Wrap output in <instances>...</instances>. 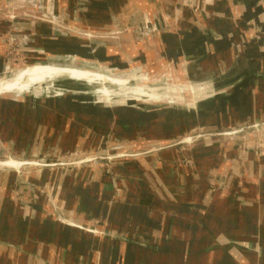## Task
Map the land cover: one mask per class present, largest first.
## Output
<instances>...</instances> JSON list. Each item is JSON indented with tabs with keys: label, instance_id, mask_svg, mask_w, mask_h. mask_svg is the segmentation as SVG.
<instances>
[{
	"label": "crops",
	"instance_id": "1",
	"mask_svg": "<svg viewBox=\"0 0 264 264\" xmlns=\"http://www.w3.org/2000/svg\"><path fill=\"white\" fill-rule=\"evenodd\" d=\"M157 1L160 5L143 0H89L85 14L89 17L82 18L80 24L68 22L71 26L98 27L103 31L132 29L131 26L137 27L146 21L157 25L159 9L166 6L165 0ZM184 1L181 20L172 18L175 13L171 8L170 30L161 35L154 33L147 45L133 42L139 38L132 36L127 38L129 42L125 39L127 44L99 46L89 41L86 47L71 33L69 37L57 38L53 33L55 26L35 20L37 23L31 26L34 31L25 32L27 37L32 34L34 38H30L35 41L24 44L29 48L22 55L34 56L44 49L43 59L49 64L24 69L7 80L11 86L0 88V95L10 92L28 95L0 98V110L15 106L33 120L25 126L32 124L39 132L46 131L44 136L49 133L45 124L48 117L73 129L81 120L77 111L89 112L94 115V122L90 121L93 124L104 120L110 126L116 121L122 131L118 136L128 144L135 141L131 126L147 127L158 119L165 120L160 129L170 130L166 134H172V124L178 122L173 115L182 111L185 115L179 127L185 126L187 131L249 129L246 145L213 138L207 145L195 149L194 171L189 170L192 165H179L184 163L185 152L178 155L179 150H168L123 159L119 162L117 181L83 168L64 173L50 169L37 173L38 177L35 174L33 178L60 187L58 198L35 194L24 175L0 171V264H14L17 260L21 264H264V254H237L232 247H220L200 255L201 249L229 236L256 241L264 248V0H192L198 8L203 5L207 9L205 20H198L197 16L190 20V0ZM27 6L33 11L37 9L34 5ZM22 19L29 21L30 14ZM130 51L132 54H127ZM83 56L86 67L76 66L75 61ZM173 62L184 79L192 78L193 84L203 85L195 87L197 92L215 89L220 95L213 101L203 99L191 108L174 111L158 94L137 107L128 103L143 102V98H125L120 105H105L110 100L106 86L95 93L47 94L42 98L40 94L36 96L35 88L31 91L39 82L59 79L49 76L51 70H87L128 86L142 81V68L152 78L167 71ZM1 64L6 62L2 60ZM113 67L119 75L111 72ZM69 80L90 86L107 83ZM148 88L155 92L156 88ZM152 108L165 117L150 112ZM193 109L199 111L195 113ZM209 117L215 118L213 123L201 122ZM91 125L82 132L84 138L71 133L59 136L68 143L74 138L75 146L69 144L62 151L74 149L81 140L93 136ZM121 153H127V149ZM113 157V160L121 158ZM16 162L15 168L25 165ZM167 162L171 166L169 170ZM15 180L23 182V185L19 183L21 192L16 194L11 189ZM50 200L63 208L70 221L83 223L86 232L59 221ZM141 243L156 245L159 250L149 251ZM51 249L58 250L59 255L50 256Z\"/></svg>",
	"mask_w": 264,
	"mask_h": 264
},
{
	"label": "rangeland",
	"instance_id": "2",
	"mask_svg": "<svg viewBox=\"0 0 264 264\" xmlns=\"http://www.w3.org/2000/svg\"><path fill=\"white\" fill-rule=\"evenodd\" d=\"M96 1L98 2V0ZM193 1L190 0V6L188 7L190 9H188L189 12L191 13L189 19L192 20L191 18H196V16H198V20H203V18L205 20L206 10H204L203 5L201 8H198V4H194ZM165 2L166 6L164 8L159 9L160 12L158 16L159 19L157 20V25L146 21L141 23L140 26H131L132 29L128 27V29L126 30L118 29L103 31L101 30L102 28L98 29V27L87 28L84 25L81 27H79V25L77 27L75 25L70 26V23L68 22L72 20L73 23L79 22L80 24L82 18L84 19L86 18V16L89 17L88 15L85 16V14L88 12L89 0H0V61L4 60L6 62V64L0 65V81L6 79L10 80L17 74H19V72H21L22 70L31 68L35 65L49 64L48 60L44 61L45 59H43L44 49H40L43 53H41V51L39 50L40 52L34 56L25 57L22 55V53L29 48H25L24 44H27V42H29L30 40L31 43L35 41L30 38H34V36H31L32 34H29V37H27L26 31H34V28L31 27L32 23L36 24L37 22H39L35 19L37 21L36 22L31 17L30 18L32 20H23V16L27 14L31 15V13L35 12L34 15L38 17L46 18L49 16L67 27L70 26L71 28L77 30V32L82 34L81 36L74 35L73 37L77 38V41H79V43L84 46H88L89 41H94V43H98L99 46L105 44L109 46L110 44L113 45L115 43L120 45L127 44L125 43L128 40L127 38H130L132 36H136L135 38H139L133 40V42L136 41L137 44L139 43L147 45L149 42V37L155 34L161 35L170 30L169 28H171V22H169L168 18H171V14L169 15V10L171 8L173 9L172 11L175 13L172 18L175 16V19L181 20V16L179 15H181L182 6L183 4L185 5L186 1L174 0L172 3L168 0H165ZM28 4L32 6L34 5V7H39L41 12H39L37 9H34L35 11H33V8L27 6ZM45 24L49 25L48 23ZM152 32H154L155 34ZM53 33L57 38L58 36L69 37V35H71L66 30H58L56 28L53 30ZM125 39L127 40L125 41ZM65 42H67L68 44V41ZM127 42H129V40ZM97 50L98 49H96V51ZM127 54L132 53L130 51ZM84 57L85 56L79 58L77 57L78 60H74L76 66L84 65L86 67L85 62L87 61ZM61 61H63L61 62L62 64L65 63L64 59ZM9 62L15 63L14 65H11V63L9 66L7 64ZM171 64L173 65L170 66L167 71L164 70L163 73L152 76V78H150L151 76L147 74L145 68H142V81L138 82V84L137 82H131L127 89L134 90V88L140 85H145L146 87L150 88H156L154 91L156 92V94H158V97L160 99L164 98V103L168 105L169 108L174 106L186 108V106H194L193 103L198 104V102H200L201 100L207 99L203 98L202 95H198L197 93L200 91L197 92V89H195V87H203V85L193 84V82L190 81L192 78L190 80L184 79L185 77L182 76L179 67L177 68V64L174 62ZM95 68L96 67H94V69ZM110 70L114 75H119L118 70L114 69V67ZM191 73L193 72H190V74ZM191 75L193 76V74ZM55 85H61L62 88H68V91H70L69 93L80 94H84L83 92L95 93L98 90L104 89V87L106 86V88L110 91L108 97V99L110 100L103 104L111 106L120 105L119 103L125 98L134 99L137 96L136 93H129L123 95V88H121L120 86L118 87V85L111 84V82L105 84L91 85L90 87L87 86V84L84 82H71L68 78H60L39 82L37 83V85L31 87V91H33V89L35 88L34 92H36V96L39 97L38 95L40 94L42 98L47 96V94H54L56 92L62 91L58 90ZM3 95H5V97H3ZM16 95H21L22 97L28 94L22 95L18 92H10L1 94L0 98H15ZM29 95L33 94L29 93ZM147 102L150 101H148L147 98H143V102H135L128 104L133 107H137L138 104L141 103L142 105H145ZM15 103L16 102H14V104ZM15 108L16 107L13 106L12 108H3L0 110V171L15 173L17 176L24 175V180L26 179L27 181H29V183H27L29 189L31 191L34 190L36 192L35 194L41 195L45 198H58L60 187L58 185H56L57 187H53L52 185L49 186L44 183L45 180L33 178L35 174L37 176V173L40 174L43 173V171H48L50 169H58L59 171L64 173V171H76L80 170V168H83L85 171L88 170L103 173L112 181H117V178L120 176L119 171L121 168L119 162H121L123 159H131L134 157H138V155L140 154L142 155L151 152L165 153V151L168 150H179L178 152L176 151L178 155H182V152H185V154L183 153L185 158L184 161H182L184 163L179 165H184L183 167H187V165H192L189 167V170L194 171L195 167L192 162L193 160H195V149H197V147L207 145L210 140H213V138L225 139L226 142L233 143L238 141L243 146H245L247 143L246 132L247 130H249L243 128H223L214 131L202 130L204 132L200 131L201 133H199V131H197L198 129L196 130V128V132H194L191 130L187 131V127L185 126L179 127V125L182 123V121L179 120L178 122H174V124H172V134L168 135L166 134V132H169L170 130L164 131L162 130V128L160 129L163 122L165 123V120L158 119L156 120L157 123H155V121L153 124L147 125V127L138 125L131 126L132 135L133 138L135 137V141L128 144L121 140V138L123 137L120 138L118 136L119 133H122V131L120 130V127L118 126V123L116 121H113L112 125L110 126H108L104 120L98 121L96 122V124H93L92 122L94 121L92 116L94 115H89V112L87 113L85 111L80 110L77 111L79 115L78 117L81 118V120L80 122L77 121L75 123L73 129H69L68 126H66L64 123L59 122L58 120H53V118L51 117L50 118L52 119V121H50L48 117L45 121V124L47 125L49 133L47 134L48 136H44V132L45 134L47 133L46 131L39 132L38 130L32 127V124L31 126H25L26 123H31L33 122V120L30 121L28 119V114H21L20 110H17ZM174 111L178 110L175 109ZM150 112L158 113L153 112V108ZM158 114H160L162 117H165L164 113V115L161 113ZM7 117L11 118L8 119ZM5 120H8L9 122L5 123ZM214 120L215 118L209 117L203 119L201 122L213 123ZM89 125H91L90 130L91 135H93L91 136L92 138H86V140L84 139L85 141L81 140L79 144H77V147L74 149H70L69 151L67 150L65 152L62 151V149H68V146L70 147L69 144L75 146V143L72 142L74 139L72 137L70 143H68V140H66V138H59V136H62L63 133L66 135H68V133H71V135L77 134L81 138H84L82 136V132L87 131L86 128ZM134 128L136 129L133 130ZM37 131L38 133L35 134V132ZM27 133H30V135L27 136ZM210 133L216 134L214 136H211L209 135ZM33 135L35 137H32ZM68 138L69 137H67V139ZM29 144L30 148H28ZM64 146L65 148H63ZM190 146L193 147L190 148ZM125 149H127V153H123V157L118 160L112 159L113 156L122 154L121 151L124 152ZM182 149H184L185 151H183ZM115 150H118L119 152L115 153ZM97 154L100 157L97 158ZM125 154H128V156L125 157ZM13 161H18L24 163L25 165L20 168H15L10 164L6 163H11ZM61 163H63V165H61ZM65 163H68V166L64 165ZM170 168L171 166L167 162V169L169 170ZM19 180L23 181L22 178H19ZM19 183L20 185H23V182L17 183V181L15 180L14 185L11 186V189L15 194L18 191L21 192V189L19 188ZM50 201L57 210L56 214L59 218V221L63 222L65 225L67 224L85 230L86 232L87 228H85L86 226L82 227L84 226L83 223L70 221V219H68L66 215H64L63 208L60 207L56 201ZM51 252L52 253L50 254V256L52 257H54L55 255H59V251L56 249H51ZM67 261L69 262V259ZM16 263L21 264V261L17 260V262H14V264Z\"/></svg>",
	"mask_w": 264,
	"mask_h": 264
},
{
	"label": "water",
	"instance_id": "3",
	"mask_svg": "<svg viewBox=\"0 0 264 264\" xmlns=\"http://www.w3.org/2000/svg\"><path fill=\"white\" fill-rule=\"evenodd\" d=\"M143 1H145L149 4H153V5H160L159 1H157V0H143ZM30 17H33L34 19H37L43 23H49L51 25H57L58 27H60L61 29H65L69 33H73V34L80 35V36L82 35L81 33L77 32V30L72 29L70 27H67L62 23H59V22H56V21H53V20H50L47 18H41V17H38L34 14L30 15ZM69 92L70 91H65V92L61 91V92H56L54 94L63 95V94H67ZM83 93H86V92H83ZM74 94H80V93H74ZM197 94L202 95V97H206L207 99L212 98V99H209L211 101L214 100L213 99L214 97H217L218 95H220L219 90H215V89L201 90ZM228 95H230V93H227V96ZM221 96L224 97L225 93H223ZM3 97H5V95H3ZM211 105H213V106H211V108L212 107L214 108V102H211ZM171 111H172V109H171ZM184 115L185 114L182 115L181 112L179 111V113H177V115H173V119L179 121L180 119H182L181 117H183ZM169 116H171L170 113H169ZM61 165H62V163H61ZM141 247L146 248L147 250L153 251V252L159 250L158 247H156V245H152V244L150 245L147 243H141ZM220 247H223V248L232 247V249H234L237 254H242V255H245L246 252L254 254V255H263L264 254V248L261 246L260 243H258L256 241L255 242L249 241V240H246L245 238H242V237L237 238V237L229 236V237H224V238L218 240L216 243H214L210 247L201 249L200 255L202 256L204 254L210 253V252H212V251H214Z\"/></svg>",
	"mask_w": 264,
	"mask_h": 264
},
{
	"label": "bare ground",
	"instance_id": "4",
	"mask_svg": "<svg viewBox=\"0 0 264 264\" xmlns=\"http://www.w3.org/2000/svg\"><path fill=\"white\" fill-rule=\"evenodd\" d=\"M37 10L40 11V9L38 7H37ZM71 34L72 35H76V34H73V33H71ZM48 74H49V76L57 77L59 79L60 78H68V79H74V78L77 79V78H79V79H90V80H96V81H106L107 83L111 82V84L118 85V87L120 86L121 88H123V90H124L123 91V95L124 94H129V93H136V95H137L136 97L150 98V99L157 96V94L155 92L148 90L149 88L146 87L145 85L144 86L140 85V86L134 88V90H128L127 88H128L129 85L128 86H124L120 81H118L116 79H113L111 77H108V76H105V75H102V74H98V73H95V72L87 71V70H81V69H75V68H72V69H61V70H51V71L48 72ZM8 86L10 87L11 83H9L7 81V79L0 81V88H6ZM113 87H115V86H113ZM160 100L162 102H164V98H162ZM180 104H181V102H180ZM186 107H188V106H186ZM171 108L182 109L181 107H177V106H174V107H171ZM189 108H191V106H189ZM193 111H195V113H196L199 110L193 109ZM180 112L182 113V111H180ZM116 156L118 158L119 157H123V154H119V155H116ZM112 159H114V157ZM9 162H6V163L10 164L13 167H17L18 166V163L16 161H13L11 163H9Z\"/></svg>",
	"mask_w": 264,
	"mask_h": 264
},
{
	"label": "built area",
	"instance_id": "5",
	"mask_svg": "<svg viewBox=\"0 0 264 264\" xmlns=\"http://www.w3.org/2000/svg\"><path fill=\"white\" fill-rule=\"evenodd\" d=\"M37 12V11H36ZM39 12H41V11H39ZM27 15H29V14H27ZM26 16V15H25ZM25 16H23V17H25ZM32 19H34L33 17H31ZM47 19H50V20H53V21H56V20H54L53 18H51V17H46ZM35 20V19H34ZM37 20V19H36ZM39 21V20H38ZM40 22V21H39ZM57 22V21H56ZM53 26H55V28L56 29H61L60 27H58L57 25H53ZM71 26V25H70ZM70 26H68V27H70ZM71 28V27H70ZM73 29V28H72ZM63 30H65V29H63ZM152 33H154V32H152ZM70 34V33H69ZM56 92V91H55ZM98 157H100L98 154H97V158ZM102 158V157H101ZM57 165V164H56ZM62 165H63V163H62ZM64 165H66V166H68V163H65Z\"/></svg>",
	"mask_w": 264,
	"mask_h": 264
},
{
	"label": "trees",
	"instance_id": "6",
	"mask_svg": "<svg viewBox=\"0 0 264 264\" xmlns=\"http://www.w3.org/2000/svg\"><path fill=\"white\" fill-rule=\"evenodd\" d=\"M203 8H204V10H206L205 13H206V15H207V9H205V7H203ZM203 12H204V11H203ZM203 15H204V14H203ZM197 17H198V16H197ZM196 42H197V40H196V41H193V43H196ZM70 81L73 82L72 80H70ZM55 86L57 87L58 90H62V91H64V92H65V91H68V88H64V87L62 88L61 85H55ZM87 86H90V85L87 84ZM90 87H91V86H90ZM82 91H83V90H82ZM84 91H85V90H84Z\"/></svg>",
	"mask_w": 264,
	"mask_h": 264
}]
</instances>
